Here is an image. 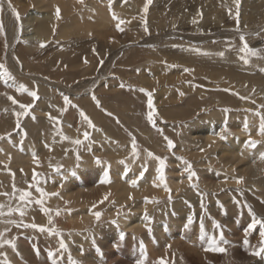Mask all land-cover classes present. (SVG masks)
Listing matches in <instances>:
<instances>
[{"label":"rangeland","instance_id":"374dc122","mask_svg":"<svg viewBox=\"0 0 264 264\" xmlns=\"http://www.w3.org/2000/svg\"><path fill=\"white\" fill-rule=\"evenodd\" d=\"M80 1L85 3L86 6L87 3H94L95 5L94 7L87 6L91 11L87 16L89 23L84 24V18H82L80 25L75 27L76 29L74 28L64 39L58 37V28H55L49 37L38 39V41L36 40L33 43L30 42L26 46V43L20 40L18 36L21 31L20 21L25 18L30 10H36V8L48 10L57 16V8L61 11L60 4L54 2L53 5L47 6L50 1L46 0H26V2L25 0H0L2 2L0 25L3 27V31L0 32V63L5 65L13 77L12 80H8L7 82L0 79V109L6 110V116L10 121L6 125L4 132L0 133V152L4 153L5 151V148H3V141L5 139H9L11 142V138L15 140L18 137L16 141L18 143L21 142L19 146H24L28 143L31 147L32 156L35 153V159L32 157L31 160L33 163L31 165L32 169L26 171V174L24 169L11 163V154L6 155V159L4 158L8 162H0V171L2 170V174L0 172V205H3V211L7 213L9 208H15L18 203H21L18 201L20 192L28 191L31 193L28 199L32 201L33 210L42 216L48 217V215L41 211L40 206L35 204V200L43 199L44 207L52 210V220L54 225L56 224L55 227L60 230L63 239L68 234L70 236V232L64 228L63 223H60L62 212L67 211L70 214V211L72 213V210H77L80 205L68 203L67 199L60 197L59 194L56 195L54 204L48 205L44 196L42 197L40 194L32 191V189H36L37 187L43 189L44 192L47 191L45 186L51 175L45 170L44 166L46 163L57 172L62 171L61 188L70 189L72 192H75L77 189L85 191L89 188L90 184L98 186L99 179L97 177L100 178L98 174L99 170L102 175L107 171L110 177L114 179V174L119 169L112 165V157H114L117 148L113 149L114 153H108L105 150L104 142L109 144V146L118 147L121 145L120 148L122 147L124 152L120 150L122 152L120 154L118 150L116 153L125 155L130 152L131 142L134 138L138 146L137 151L139 155L134 159L130 152L127 158L123 159L124 168L133 170L137 165L142 164L146 166L152 159L156 161L157 168L158 161L154 157L158 156L166 158V174L169 161H174L176 157L181 158L184 156L183 159L191 163L192 170L197 171L196 160L191 157L192 141H189V132H187L191 129L190 124L197 117L200 116L205 119V114L219 107L220 109H229L227 113L224 112L225 121H231L234 118L230 116V113L234 111L240 112L244 111L247 107L258 109L264 106V103L260 102L257 97L256 94L258 93L255 92L256 89L253 86L256 81L264 80V0H240L239 15L243 12V15L241 14L240 16H244V19L239 16V23H237L236 19L237 6L235 0H151L146 12L144 11L146 0H142L141 2L140 0H106V7L109 12V15L106 16L108 20L104 18L99 19V15L95 13L97 7L98 9L104 7L101 4L103 0ZM31 2H36L35 4L37 5L34 7V4L32 3L33 5H31ZM9 3L15 8L19 19L9 8ZM116 3H120L121 5L119 4L120 6L118 5L116 8ZM78 10L80 8L76 9V11ZM63 14L60 13L59 21L69 19V13ZM113 14H115L117 19H113ZM250 15L253 17H250ZM194 20L196 23H193ZM120 21H124L121 24L123 31L117 30L116 27ZM145 21L148 31H145ZM37 24V20L32 22L34 26ZM241 34L245 36L249 47L259 52L258 56L248 58L249 64H245L240 59V56L243 55L239 52L240 47H242L240 41ZM17 43L19 45H16ZM16 47L21 50V54L22 52L24 53L20 55ZM194 49H200V54L194 51ZM220 52H224V55L220 56ZM202 53L209 54L205 55ZM183 55H185L184 57H190L184 61L173 59L177 56L183 57ZM210 55H213L216 60L208 61L207 59L211 57ZM217 61L220 63H217ZM232 65L233 68L231 67ZM209 66L216 67V69L211 72ZM162 68L165 69L164 74L166 75H168L167 72L169 71L179 69L178 72L181 76L178 79L165 78L162 82H159L157 77L153 83L146 80L150 75L157 76V74H161L159 70H162ZM185 68L191 71L185 72ZM18 69H21V71ZM255 69H258V71ZM248 79L251 80L249 81ZM21 84L29 92L35 91L38 99L32 98L27 92L18 91L17 89ZM121 84L124 87H121ZM141 88L152 93L153 108L155 109L153 117L155 127L147 120V114L151 109L147 105L148 97L144 92L139 91ZM166 89L168 90L166 91ZM68 94L69 96L72 95V97L67 96ZM64 96L70 99V103L67 105L64 102ZM93 96H95V100ZM176 96H178V100H174ZM255 96L256 98H254ZM9 97H12V100ZM214 98L216 99L214 100ZM252 99H255V102ZM13 100L16 103H13ZM220 100L222 101L220 102ZM21 105H31V107L27 110L26 115L17 117L15 115L17 112L23 113L25 111L20 107ZM87 105L93 107V113L96 114L95 117L97 119L93 120L87 116L89 113L86 108L88 107ZM198 105H201V108H198ZM46 107L49 108L47 109ZM81 109L91 120L94 127H89L87 122L85 128L82 127L84 120L80 116ZM9 112L11 113L8 115ZM68 116L71 117L69 118ZM1 119L3 117L0 114V121ZM237 119L235 118L234 120ZM18 121L20 124L19 128L17 127ZM67 128L74 129L78 133L83 130L81 132L80 144L74 143L77 140L76 138H73L71 143L66 142L68 145L53 143V141L61 138V134L65 137L70 136L71 132ZM158 129L162 130L163 135ZM85 132L89 134L87 138L84 137ZM164 136L173 141L174 147L171 150L167 147V141L164 139ZM94 137H100L102 142ZM154 142L164 144L165 148L161 149L160 146L154 148L156 145ZM42 148L49 152L43 154V151H39ZM204 149L210 148L204 147ZM125 150L129 151L125 153ZM146 150L152 152L154 157H148ZM88 156L89 159H87ZM8 157L9 159H7ZM67 160L72 162L71 167L76 165L79 167L74 170H68L65 173L68 164ZM79 163L80 165H78ZM34 173L37 174L36 180L33 179ZM59 174L58 172L57 175ZM17 177L20 178L18 179ZM204 177V180L207 181L212 180L213 176L210 174ZM100 180L102 181L103 179ZM102 184L108 185V183ZM253 185L255 186L256 184L253 183ZM60 186L53 187L51 190L49 189L47 193L49 195L59 193ZM229 189L225 188L217 192L215 190V192L209 191V193L205 194L206 197H210V199L204 201L206 213L202 217H205V220L212 217V214L209 212L210 203H219L215 195ZM234 189H237L240 195L244 196L240 187ZM243 189L249 190L246 186ZM112 193L113 191L110 190L108 200L104 201L97 210L102 213L100 220L94 219L92 223L84 227L85 230L102 227V223L105 222L104 219L106 218H109L111 224H114L116 227L117 217L129 214V207L122 206L115 211L113 217L106 215L105 212L113 199ZM181 196L182 193H178L176 196L171 195V201L168 199L169 194L160 197L155 207H162V210H170L172 205H175L177 198L180 200ZM187 202L189 209L192 210V202L189 200ZM57 209L60 211L64 210L61 211V217L59 215L56 217L55 212ZM231 212H234V210H227L221 214L223 216L222 219L226 218L223 221L224 225H227L225 223L228 222V216L233 218V222H243L241 211H238L236 215L231 214ZM258 216H261V212L260 214L258 213ZM0 219L5 223L0 231L4 232L3 238L11 239L9 231L16 225L9 224L7 221L13 219L7 214L0 216ZM114 220L115 223H113ZM15 221H22V223L26 224L36 223L21 217L15 219ZM231 223L227 227L229 229L223 227L222 230L220 227L216 228L211 225L212 235L210 236L219 237L221 233L224 236L225 233L235 230V227ZM36 224L46 227L52 226L43 223ZM105 225L109 226L107 222ZM190 227L185 229L186 231L183 235L192 230V227ZM23 228L25 227L19 226L17 230H19V235L22 233V235L25 234L26 236L27 233ZM202 233L206 235V229ZM32 237V243H35L34 237L38 238V236L33 235ZM57 238L59 246V237ZM127 238L128 236L125 235L124 239L120 240V244L118 243L116 247L112 246L111 248L98 246L99 244L97 243L91 244L90 241H88V244H91L89 245L91 248L94 247L93 249L100 250L106 256L108 255L109 259H111L109 260V264H137V261H143V264H160L162 258H158V261H155L156 256H153L152 261L146 262L144 257L141 258L135 252V248L129 249L127 244L130 241ZM87 239L94 240L95 238L86 237V241ZM134 240L136 241V239ZM64 241L66 243L65 239ZM138 241L140 243V240ZM114 242L115 235L110 241L111 245ZM50 244H54V242H49L47 245ZM227 245H220L226 249L222 254L220 252L214 253L216 254L215 264H253L255 262L248 259L241 261L246 252H251L250 247L245 246L244 250H238L239 246L235 244L228 245V247ZM258 247H260V243ZM226 253H229V255ZM255 260H258L256 261L259 262L257 264H264V256H257ZM91 262L93 261H81L80 263L96 264Z\"/></svg>","mask_w":264,"mask_h":264},{"label":"bare ground","instance_id":"6f19581e","mask_svg":"<svg viewBox=\"0 0 264 264\" xmlns=\"http://www.w3.org/2000/svg\"><path fill=\"white\" fill-rule=\"evenodd\" d=\"M46 1H50V2H48L47 6L53 5L54 2H58L61 6L60 13H62V14L63 13H69L70 14L69 19H67L66 21H63V20L59 21L60 19H58L57 16H55L53 13H51L48 10H44V9L40 10L37 8H36V10H30L27 13V15L25 16V18H23L20 21L21 31L18 34L19 39L23 40L24 43H26V46H27V44H30V42L33 43L36 40L38 41V39H44V38L49 37L51 35V33L54 32L55 28H58V30H57L58 31L57 32L58 37L64 39L66 36H68L74 30L75 27H78L80 25L82 18H84V22H83L84 24L89 23L88 22L89 20H87V16L90 14L91 11L89 8H87V6L88 7H94L95 6L94 3H91V4L87 3V6H86V4L82 3L80 0H46ZM141 1L142 0H140V2ZM25 2H26V0H25ZM32 3L33 2H31V5L34 4V7L37 5V4H35L36 2H34L33 4ZM101 4L104 7L100 8V9H98V7H97L95 13H97L99 15L98 16L99 19L104 18V19L108 20L106 16L109 15V12H108V9L106 7L107 6L106 0H103ZM119 4L120 3H116L115 7L117 8ZM77 8H80V10L76 11ZM50 10H51V7H50ZM52 11H53V8H52ZM242 13H240V15ZM259 13H260V11H259ZM251 14H252V12H251ZM256 15H254V16H256ZM250 17H253V16L250 15ZM241 18L244 19V16H242ZM36 20H37L38 24L36 26H34L35 24L32 25V22H34ZM19 43H20V41H19ZM16 45H19V44L17 43ZM27 49H28V47H27ZM17 51L19 52L20 55H22L24 53V52H22V54H21V50H19V49ZM204 52H206V51H204ZM167 53H168V51H167ZM213 55H210L211 57L207 60L208 61L216 60V58ZM184 56L185 55H183V57L177 56L173 59H175L176 61L177 60L184 61V60H188L190 57V56H187V57H184ZM229 57H230V55H229ZM194 60H195V58H194ZM227 62H228V60H227ZM191 63H192V61H191ZM217 63H220V62L217 61ZM189 64H190V62H189ZM235 65H237V64H235ZM231 67L233 68V65ZM209 69L211 70V72H213L216 69V67L209 66ZM258 69H255V70L258 71ZM164 70L165 69L162 68V70H159V72H161V74H157V76L156 75H150L149 77H147L146 80L148 82L153 83V82H155L154 79L157 77L158 81L162 82V81H164L165 78L178 79L181 76V74L178 72L179 69H175L173 71L167 72L168 75L164 74L165 73ZM226 70H227V67H226ZM243 70H245V69H243ZM19 71H21V69ZM163 74L166 76H164ZM246 76H248V75L246 74ZM253 79H255V78H253ZM142 80H144V79H142ZM231 85H233V84H231ZM253 86H255V89H256L255 92L258 93L256 95L259 98L260 102L264 103V80L256 81L255 85L253 84ZM223 87H225V86H223ZM69 90H71V89H69ZM75 90H74V92H75ZM167 90L168 89H166V91ZM236 91H238V90H236ZM69 92H71V91H69ZM218 94H220V93H218ZM222 94H224V93L222 92ZM244 94H245V92H244ZM251 95H252V93H251ZM67 96H69V94ZM69 97L71 98L72 95ZM254 98H256V96ZM215 99L216 98H214V100ZM174 100H178V96L174 97ZM252 100L254 101L255 99H252ZM221 101L222 100H220V102ZM235 103H237V102H235ZM257 105H259V104H257ZM87 106H88V107H86L87 111H89L87 116L90 117L91 119L95 120L96 114L93 113L94 112L93 107L91 105H87ZM200 106L201 105H198V108H201ZM39 107H40V104H39ZM41 108H42V106H41ZM46 108L48 109L49 107H46ZM42 109H44V108H42ZM11 111H12V109H11ZM81 111H82V109H81ZM256 111H260L261 114H264V107H260L258 109H250L247 107L244 111L243 110L240 112L234 111V112L230 113V116H232L234 119L238 118L237 119L238 121L234 120V119H232L231 121H225L224 111H222V109L217 107L214 109V111H211L210 113L205 114L204 115L205 119H203L199 116V117H197V119L195 121H193L190 124L191 129H189L187 132H189L188 133L189 141H192V155H191V157L196 160V165L198 167V170L197 171L195 170L197 175H196V177L192 178L191 183L197 184V188H193L190 186V181L188 179V173L185 171V169L187 168V164L184 163L185 160L183 159V161H182L180 159V157H176V159L174 161L170 160L168 170L166 171V174H165L166 183H167L168 187L171 189V195L176 196L178 193H182L181 199L179 200L177 198V200L175 201V205L173 204L170 210L169 209L162 210V207L156 208L155 207L156 203H145V197L149 198V200L155 199L156 201H159L160 197L167 196L169 194L168 192L164 191L163 187L154 186V183L159 184V180L156 179V177H157V173L155 171L156 161L154 159H152L149 161L148 165H146V166H144L142 164L137 165L136 167L133 168V170H131V169L129 170L127 168H124L125 164L121 163V161H123V159H125V157L127 158L128 154L131 152V150L128 154L120 155L122 153L121 151L124 152V150H122V147L120 148L121 145L120 146L117 145L118 147L109 146V144L104 142L105 150L108 153H114L115 151L113 149H116V148H117L116 152L118 150L119 151L121 150L120 154L115 152L114 157H112L113 158L112 165L116 168H119L118 170H116V172L114 174V179H112L110 177V175L108 174L110 182L108 183V185L102 184L100 179H104V175L100 174V170H99L98 174H99L100 178L97 177L99 179L98 186H96V184H90L89 188L85 191L77 189L75 192H72L70 189L61 188L62 186H60L61 185L60 181L62 180V171H58L60 174L57 175L58 172L54 168H51V166L47 165V163H46L44 166L45 170L49 173V175H51V177H49L47 182H46V186H45L46 190L49 191V189L51 190V189H53V187L60 186L61 189L58 193L60 195V197L66 198L68 203H74V204L80 205V207L77 210H74V211L72 210V213L70 211V214H68L69 212L67 213V211L65 212L63 209L61 210L64 212H62L63 214L61 213L62 218L60 219V223H63L62 225L65 226L64 228H66L70 232V236H68L69 235L68 234L64 238L66 240V244H67V248H68L66 252L62 251L64 257L63 258L61 257V258L64 259V262H68V255L71 254V256L77 258L79 262H81V261H87V262L93 261L91 263L109 264L110 263L109 260H111V259H109L108 255L106 256V254H103L104 252L102 253L100 250L97 251L96 249H93L94 247L91 248L89 245H91L92 243H97V244H99L98 246H105L107 248H111L112 246L116 247L121 240L119 234L121 231H123L125 233V235L128 236V238H127L128 241H130L127 244L128 248L129 249L135 248V252L141 258L144 257L146 262L152 261L154 258L153 256H156L155 261H158L157 260L158 258H162L163 260H165L167 262V264H174V263H177V264H215V255H216V254H214L215 252L205 251V248L207 247L208 237H210V235H212L211 234L212 233L211 225H213V221H216L219 223L221 230L223 227H225V228L229 227L230 222H232L231 224L235 227L234 228L235 230H232L228 233H225V235L223 236L224 240L228 241V243H227L228 245L231 246L232 244H235V245L239 246L238 250H244L245 246H248L251 248V252H249V253L246 252L245 256L243 257V259H241V261L248 259L249 261H255L253 264L259 263V262H256L258 260H255L257 255L250 254L254 251V249H256L258 247V244L260 243L261 238L259 236V230H260L259 225L254 230L250 231L247 234V236L245 235V229L247 228L248 224L253 219V216L250 214L249 208L251 209V212L255 214V218L264 220V160H262L260 158V154L264 153V136L259 134V127H258L259 125H257V123H259V117L254 115V113ZM42 112H43V110H42ZM10 113L11 112H9L8 115ZM47 113H48V111H47ZM69 113H71V112H69ZM0 114L3 117V119H1V121H0L1 122L0 123V133H1V132H4L6 125L9 124L10 121L8 120V117L6 116V110L3 111L2 109H0ZM42 115L45 116L44 114H42ZM12 118H13V116H12ZM239 118H240V120H239ZM246 118L249 122V126H248L247 130H245V127H244ZM72 119H73V117H72ZM66 125L68 126V124H66ZM85 125H86V121L84 120L82 127L85 128ZM68 130H70L71 134L69 133L70 136H66L67 139L59 138V139L53 141V143L65 145L67 143H71L73 138H76L79 140L81 139V136H82L81 132L83 130L80 133H78V131L71 129V128H69ZM186 130H187V128H186ZM225 130H226V133H225ZM191 133H192V135H191ZM217 133L224 134L225 138L220 139L219 136L216 135ZM30 137H32V136H30ZM34 138H35V136H34ZM250 138L253 140L259 141V143H257L255 148L249 149V147L247 146V142ZM17 139H18V137L15 140L11 138V142L9 139H5L3 141V148H5V151H4V153L0 152V162L3 161V163H4L5 161H7V160H5L6 159L5 156L6 155L8 156V154H11V163L13 165H16L17 167H21L22 169H24L25 174H26V171H30L32 169L31 165H33V163L31 162L32 157H33L31 147L28 143H26L24 146H22V145L19 146V144L21 142L18 143V141H16ZM95 139H98L102 142L100 137H96ZM154 143L156 144L154 146V148H156L157 146H160L161 149L165 148V145L162 143H159V142H154ZM119 144H120V142H119ZM204 147H207L210 149H204L203 151L197 152V151L203 149ZM39 151L40 152L43 151L44 152L43 154H47V152H49L48 150H46V149L44 150L43 148L39 149ZM128 151L125 150V153ZM61 152H59V153H61ZM7 159H9V157ZM55 159H56V157H55ZM87 159H89V156L87 157ZM71 164H72V162L68 161L65 173H67L68 170H74L75 168L79 167L77 165L71 167L70 166ZM78 165H80V163ZM145 167H146V170H145ZM98 168H100V166H98ZM141 170H143V172H144L143 177L137 181V184L135 187L131 186L129 184V181L136 179V177H138L140 175V173L142 172ZM3 172H4V170H3ZM16 172H19V171H16ZM23 173H21V174H23ZM1 174H2V172H1ZM210 174L213 176L212 180H207V181L204 180V178H205L204 176L210 175ZM197 176H198V181H196ZM238 177H243V181L240 184H237V182H236V179ZM16 180H15V182H16ZM253 183H255L256 185L254 186ZM241 185H243V186L241 187ZM234 186H236V187H234ZM245 186L247 188H249V190L243 189V187H245ZM233 187L234 188L240 187L244 196L240 195V192L237 189H234ZM225 188H230V189L224 190L220 194L215 195V198L219 200V203H214V204L210 203L209 212L212 214V217L209 218L208 220H205L204 219L205 217H202L203 214L206 213L204 201L207 199H210V197H206L205 194L209 193V191L215 190L217 192L218 190L225 189ZM109 189L113 191V193H112L113 199L111 200V202L108 206V209L105 212L106 215L108 217H113L115 215V211H117L119 209V207H122V206L129 207V211H128L129 214H125V215L117 217L116 227L114 226V224H111V222H110L111 220L109 218H106V219H104L105 222L102 223V227L90 228V229L85 230L84 227H87V225L92 223L95 219V217L90 214V209L93 212L97 211L98 208L103 204V202L108 200V197L110 196L109 195V191H110ZM32 191L33 192L35 191L36 194L41 195V193L37 192L36 189H32ZM47 191L45 193H47ZM106 194H108V195H107V198L105 199ZM201 194H203V195H201ZM130 195H131V199L129 198ZM44 197L46 198V202L48 205L54 204V201L56 200V195L55 196L47 195ZM187 200L192 202V210L189 209V205H188ZM101 201H103V202L101 203ZM202 204H203V207H201ZM94 205H95V207H93ZM74 207H75V205H74ZM145 210L147 211L148 216L151 218L150 222L145 221V219H144ZM227 210H229V211L234 210V212H231V214H235V215L238 211H241L243 214V217H242L243 222H233V218L228 216L227 221L229 223L226 222L225 224H227V225H224L223 221L226 218L222 219L223 216L221 214L223 212H226ZM190 211H192V212H190ZM260 212H261V216H258V213L260 214ZM191 213H192L193 219H192V223L188 227L191 226L192 230L190 232H187L186 235H183V233L186 231L185 229L188 228V227H185V224L187 223V217L189 215H191ZM10 217L13 220H15V219H18L20 216L17 213L13 212V214ZM56 217H58V216H56ZM194 217L197 219H195ZM260 217H262V218H260ZM21 218L29 219V220H31V222L33 221L36 223H43L45 225H47V224L49 225V222H48L49 218L47 216L40 215L37 211H34L32 203H30L27 206V208L25 209V215ZM3 219H4V217H3ZM55 222H57V221L55 220ZM106 222H107V224H109V226L105 225ZM201 222H203V224H204V230L206 229V231H207L206 235L204 233H202L201 231H199V230H201V228H200ZM3 224H5V223L0 219V231L3 228ZM146 224L148 225V227H150L152 229L151 234H149L147 228L145 227ZM227 229H229V228H227ZM23 230H25V232L27 233L26 236H28V233L31 234V236L37 235L38 239H40L39 242H37V243L41 242V243H45L47 245L49 242H54L53 245H56L55 248L56 247L58 248V241H57L58 238L55 235H49L47 232H41L40 233L38 230L32 229L30 227L29 228H23ZM21 234L19 235V230H17L16 226H14L9 231V237L11 239L15 238L14 243H15L16 247H15V249L9 247L8 245H3L2 247H0V252L2 250H4L6 253V256H4V258H3V261L0 260V264H4L5 260H12V261L17 262V259L20 258L18 255L21 253H24V252L28 253L30 255H33L32 248H29L27 246V243L23 242V239L21 241L19 240L20 236H22ZM114 235H115V242L111 245L110 241L112 240ZM39 236H40V238H39ZM28 237H30V236H28ZM86 237L87 238L93 237L95 239L94 240L87 239V241H86ZM134 239H136V241ZM245 239L248 240L247 244H245V242H244ZM138 240H140V242L141 241L143 242V244H144L143 250L141 249L140 243ZM88 241H90L91 244H88ZM220 245L224 246L226 244L221 242ZM228 245H227V247H228ZM33 248H36V247L34 246ZM23 250H25V251H23ZM42 253H43V251H42ZM59 253H60V251H59ZM67 253H68V255H67ZM220 254H222V253H220ZM226 254L229 255V253H226ZM247 254H248V256H247ZM38 257H40V256H38ZM42 257H43V255L41 256V260H42ZM27 259H28V256H27ZM30 259H32L31 256H30ZM45 261H46V259H45ZM43 263L45 264L47 262L43 261ZM26 264H28V263H26Z\"/></svg>","mask_w":264,"mask_h":264},{"label":"snow or ice","instance_id":"6c2138e0","mask_svg":"<svg viewBox=\"0 0 264 264\" xmlns=\"http://www.w3.org/2000/svg\"><path fill=\"white\" fill-rule=\"evenodd\" d=\"M150 3H151V0H146V3L144 5V11L145 12L147 11L148 5ZM239 3H240V0H235V4L237 6V10H236L237 23H239ZM9 8L12 10L13 14L17 16V19H19V16L16 13L15 8H13L10 3H9ZM0 10H2V2H0ZM56 15H57V18L59 19L60 18L59 8H57ZM113 19H117L115 17V14H113ZM123 23H124V21H120L119 23H117V25H116L117 30L123 31V28L121 27V24H123ZM193 23H196V21L194 20ZM2 31H3V27H2V25H0V32H2ZM145 31H148V28L146 26V21H145ZM240 41H241L242 47H240L239 52L243 54V55L240 56V59L245 64H247V63H249V59L248 58L249 57L258 56L259 52H258V50L252 49V48L249 47V45L247 44V42L245 40V36L243 34L240 35ZM41 46H43V45H41ZM194 51H196L197 53H200V49H194ZM202 54L207 55L208 53H202ZM219 55L223 56L224 52H220ZM173 67H174V65H173ZM184 71L185 72H189L191 70L188 69V68H185ZM0 79L5 80V82H7L8 80H12L13 79L11 73L7 70V68L5 67V65L3 63H0ZM121 87H124V85L121 84ZM17 90L20 91V92H27L28 95L31 96L32 98L38 99L37 93L35 91H30L29 92L27 90V88H25V86L23 84L19 85ZM139 91L144 92L146 94V96L148 97L147 105H148V108L151 109V111H149L148 114H147V120L150 123H152L153 127H155L156 126L155 125V121L153 120V117L155 115V109L153 108L152 93L151 92H147L144 88L139 89ZM181 95H183V93H181ZM9 99L12 100V97H9ZM63 99H64V102H65L66 105L70 103L69 97L64 96ZM93 99L94 100L96 99L95 96H93ZM13 103H16V101L13 100ZM97 103H99V102L97 101ZM20 107L22 109H24L25 111L23 113L17 112L15 114L17 117H19L21 115H26L27 114V110L31 107V105H21ZM262 107H264V106H262ZM222 111L227 113L229 111V109L225 108V109H222ZM254 115L259 117V134L264 136V114H261L260 111H256L254 113ZM80 116L88 123L89 127H94V125L92 124L91 120L84 114L83 111L80 112ZM248 126H249V122H248V120L246 118L245 119V124H244L245 130L248 129ZM17 127L18 128L20 127L19 121L17 122ZM97 130L99 131V129H97ZM57 131H59V129H57ZM158 131H161V134L163 135L162 130L158 129ZM225 133H226V130H225ZM88 135L89 134L87 132L84 133V137L85 138H87ZM216 135L219 136L220 139H224L225 138L224 134L217 133ZM66 138L67 137H65V136H63L61 134V139H66ZM164 139L167 141V147L169 148V150H171L174 147L173 141L168 139V137H166V136H164ZM74 143L80 144L81 140L77 139V140L74 141ZM257 143H259V141L253 140V139L250 138L248 140V142H247V146L249 147V149L255 148ZM137 147L138 146L136 144V141L133 138V140L131 142V155H132V157L134 159L139 155V153L137 151ZM201 151H203V149H201ZM146 152H147V156L148 157H154V154L152 152L147 151V150H146ZM33 157L35 159V153H33ZM154 158L158 161V166L156 168V173H157L156 179L159 180V184H155L154 183V186L163 187L164 191L169 193L168 199H169V201H171V189L168 187V185L166 183V176H165V167H166L165 160H166V158H161V157H158V156H155ZM260 158L262 160H264V153L260 154ZM180 159L183 161V157H181ZM121 163H124V161H121ZM184 163L187 164V168L185 169V171L188 173V179L190 181V186L193 187V188H197V184L191 183L192 178L196 177L195 171L192 170L191 163L187 162V161H184ZM145 170H146V167H145ZM143 175H144V172L142 171L140 173V175L138 177H136V179H133V180L129 181V184L131 186L135 187L136 184H137V181L140 178H142ZM36 178H37V174L34 173L33 174V179L36 180ZM242 181H243V177H238L236 179L237 184H240ZM109 182H110V180H109L108 172L105 171L104 179L101 181V183H109ZM14 191H15V189H14ZM36 191L40 192L42 197L49 195L48 193H45L43 191V189H41L39 187L36 188ZM30 195H31V193L28 192V191H21L20 195L18 196V201L21 202V203H18L15 208H9L7 213H5L3 211V205H0V216H3L5 214H7L8 216H11L12 213L15 212L20 217H23L25 215V209L27 208V206L30 203H32V201H30L28 199L30 197ZM50 195L55 196V195H58V193H52ZM107 195L108 194H106L105 199L107 198ZM201 195H203V194H201ZM129 198L131 199V195L129 196ZM102 202L103 201H101V203ZM145 203H158V201H156L155 199L149 200V198L145 197ZM35 204L39 205L40 208H41V211L44 214L48 215V217H49V221L48 222H49V225H52L51 227L38 225L36 223L26 224V223H22V221H15V220H9V221H7V223L14 224L17 227H19V226H23L25 228H29L30 227L32 229H37L40 232H47L49 235H55V236L59 237V247H58V249L56 251L63 250V251L66 252L67 251V245H66L64 239L62 238L60 230L57 229L55 227L54 223H53L52 215H51L52 210L44 207V200L43 199L35 200ZM93 207H95V205ZM201 207H203V204L201 205ZM249 211H250V214L253 216V219L251 220V222L248 224L247 228L245 229V235L247 236V234L250 231L254 230L259 225V229H260L259 230V236L261 238L260 239V247L254 249V251L251 254L252 255H257V256H264V220L255 218V214L251 212L250 208H249ZM60 214H61V211L59 209H57L56 212H55V215L58 216ZM90 214L93 215L97 221L100 220L101 215H102L101 212H99V211H94L93 212V211H91V209H90ZM144 219H145V221H149V222L151 220V218L148 216L146 210H145ZM192 219H193L192 215H189L187 217V223L185 224V227H188L192 223ZM113 223H115V220L113 221ZM145 227L147 228L149 234H151L152 229L150 227H148L147 224L145 225ZM213 227L219 228L220 225H219L218 222L213 221ZM200 228H201V232H204V224H203V222H201ZM119 236H120V239L123 240L124 236H125V233L123 231H121ZM3 237H4V232H0V247H2L3 245H8L9 247L15 249V247H16V245L14 243V239L15 238H13V239H4ZM221 242H223L225 244L228 243L227 240H224L223 233H221L219 237H216V236L208 237L207 247L205 248V251L220 252V253L225 252L226 249L220 246ZM244 242H245V244H247L248 240L245 239ZM140 247L143 250L144 244H143L142 241L140 242ZM62 254L63 253L61 252V256H62ZM0 256H6V253L0 252ZM48 259L50 261V264H60V258L56 256L54 251H51V250L48 251ZM4 264H7V260L4 261ZM68 264H80V262L77 261V260H74L72 258V256H71V254H69L68 255ZM137 264H143V261H137ZM160 264H167V262L164 261L163 259H161Z\"/></svg>","mask_w":264,"mask_h":264},{"label":"crops","instance_id":"0c3cea01","mask_svg":"<svg viewBox=\"0 0 264 264\" xmlns=\"http://www.w3.org/2000/svg\"><path fill=\"white\" fill-rule=\"evenodd\" d=\"M22 235V234H21ZM22 236H25V234L24 235H22ZM28 236H30V237H28ZM28 236L26 237H21L20 236V238H19V240L21 241L22 239H23V242L25 243H27V246L29 247V248H32V251H33V255H30V254H28V253H21V254H19L18 256L20 257V258H18L17 259V262H15V261H12V260H7V264H26V263H28V264H44L43 263V261L44 262H47V263H45V264H50V261H49V259H48V251H54L55 252V254H56V256L57 257H59L60 258V264H68V262H64V259H62L64 256H63V254H62V256L60 255L61 254V252L63 251V250H61L60 251V253H59V251H56L58 248L56 247L55 248V246L53 245V244H50V245H44V243H37V242H39V239L38 238H36V237H34V239H35V243H33L32 244V242H33V237L31 236V234H29L28 233ZM36 247V248H33L34 246ZM44 245V246H43ZM59 247V246H58ZM35 251H34V250ZM55 249V250H54ZM23 251H25V250H23ZM42 251H43V253H42ZM2 253H5V251L4 250H2L1 251ZM43 255V257H42V260H41V256ZM60 255V256H59ZM27 256H28V259H27ZM30 256H31V258L32 259H30ZM38 256H40V257H38ZM2 257L4 258V256H0V260L1 261H3V259H2ZM62 257V258H61ZM26 259V260H25ZM44 259V260H43ZM45 259H46V261H45ZM73 259L74 260H77L78 261V259L77 258H75V257H73ZM25 262H24V261ZM20 261V262H19ZM29 261V262H28ZM63 261V262H62ZM14 262V263H13ZM23 262V263H22ZM81 264V263H80Z\"/></svg>","mask_w":264,"mask_h":264}]
</instances>
